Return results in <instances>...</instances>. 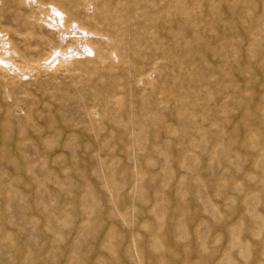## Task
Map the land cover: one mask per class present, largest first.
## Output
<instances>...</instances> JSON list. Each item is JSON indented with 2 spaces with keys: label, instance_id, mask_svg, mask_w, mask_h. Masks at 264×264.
<instances>
[{
  "label": "rangeland",
  "instance_id": "374dc122",
  "mask_svg": "<svg viewBox=\"0 0 264 264\" xmlns=\"http://www.w3.org/2000/svg\"><path fill=\"white\" fill-rule=\"evenodd\" d=\"M0 264H264V0H0Z\"/></svg>",
  "mask_w": 264,
  "mask_h": 264
},
{
  "label": "bare ground",
  "instance_id": "6f19581e",
  "mask_svg": "<svg viewBox=\"0 0 264 264\" xmlns=\"http://www.w3.org/2000/svg\"><path fill=\"white\" fill-rule=\"evenodd\" d=\"M82 39V38H81Z\"/></svg>",
  "mask_w": 264,
  "mask_h": 264
}]
</instances>
